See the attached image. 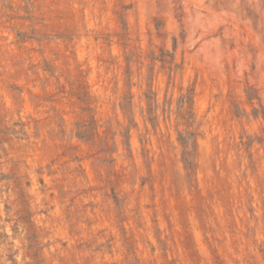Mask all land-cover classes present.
<instances>
[{"label": "rangeland", "instance_id": "obj_1", "mask_svg": "<svg viewBox=\"0 0 264 264\" xmlns=\"http://www.w3.org/2000/svg\"><path fill=\"white\" fill-rule=\"evenodd\" d=\"M0 264H264V0H0Z\"/></svg>", "mask_w": 264, "mask_h": 264}]
</instances>
